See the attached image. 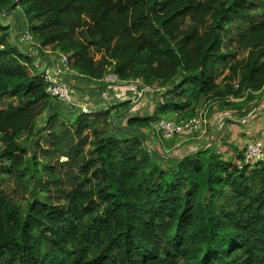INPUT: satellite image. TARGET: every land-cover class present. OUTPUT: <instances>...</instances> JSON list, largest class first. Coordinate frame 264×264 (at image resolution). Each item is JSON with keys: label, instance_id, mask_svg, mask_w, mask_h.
<instances>
[{"label": "trees", "instance_id": "obj_1", "mask_svg": "<svg viewBox=\"0 0 264 264\" xmlns=\"http://www.w3.org/2000/svg\"><path fill=\"white\" fill-rule=\"evenodd\" d=\"M11 12L39 53L96 84L92 106L112 72L162 88L156 111L114 98L90 115L49 98L9 43ZM263 87L264 0H0V264H264L263 159L244 164L245 145L229 158L142 148L156 115L184 122Z\"/></svg>", "mask_w": 264, "mask_h": 264}, {"label": "rangeland", "instance_id": "obj_2", "mask_svg": "<svg viewBox=\"0 0 264 264\" xmlns=\"http://www.w3.org/2000/svg\"><path fill=\"white\" fill-rule=\"evenodd\" d=\"M2 24L4 26H7L8 28V40L10 44H13L14 46L25 53L28 56H33V62H36L38 64L39 60H43L44 58L50 57V56H58L61 53L58 52L55 49L52 48H45L42 49V54L38 51V45L33 37V41L31 43L28 42H22L20 40V34L23 32V30H20L18 28L19 25L22 24V26H25V21L23 19H18L16 21L15 25V17L14 13H7L4 15L2 19ZM236 57L235 60L242 59L245 55V51H239L236 50ZM35 57L37 59H35ZM44 67V64L37 68L35 73H40ZM25 68L29 71L31 70V64L28 63V65L25 66ZM111 69V68H110ZM30 72V71H29ZM109 73V72H108ZM227 74V70H225L224 75L219 76L216 79V83L220 87L221 90H224L225 83L222 81L223 76ZM69 78V77H68ZM70 82H76L77 89L75 90V95L77 97V101L79 103H84L83 98H87V103L92 105V101L88 95V91L91 92L97 88H95V83H87L84 81V79H78L75 80L72 76L69 78ZM65 82H67L65 80ZM68 83V82H67ZM235 82L232 83L234 85ZM103 84V83H102ZM120 85V84H119ZM122 85V84H121ZM233 87V89H234ZM124 95L121 97V100L119 101H127V105L131 108L128 110V113H132L134 115H149L152 116L153 113L156 111V92L157 91H163L162 88H158L156 85H145L142 83L140 79L131 80L128 82H125L123 88ZM104 91V94L108 101L105 102H111L113 103L114 95L111 96L110 90H108L105 86L102 88ZM107 91L109 92V95L107 94ZM129 92V94H128ZM264 87L262 89V92L253 94L256 96L254 99L246 102L245 99L247 96H245L246 93L242 92L243 94L238 98H233V96L227 97L225 100H220L218 98L216 99H208L204 101L199 109L196 116L197 117L200 113H205L206 118L204 119L203 126L201 125V128L198 130V132L191 134V136H178V137H172L171 139H167V142H162V140L158 139V135L156 132V125L155 122L150 125L148 129H145L144 132L146 133V140L142 144V148L146 150L147 152H150V149H156L160 154L164 156H172L174 157H182L184 155L190 154L195 152L198 149H206L211 148L213 150H217V152H220L224 157H233L234 156V149L235 147L239 145L237 149H242L244 147V143L249 140H255L259 139L262 141V157L260 160H264V138L261 136V133L264 134V130H257V128H254L258 126L259 122H264V117L258 116L259 111L257 108H259L262 105L263 97H264ZM84 96H81V95ZM87 94V95H86ZM117 99H120L116 97ZM160 100V98H159ZM228 100H231L229 102ZM234 103V106H228L227 103ZM98 103V102H97ZM104 101H102L100 107L96 106L95 112H103L104 110ZM81 109V108H80ZM79 107H76L73 109V111H80ZM93 110V111H94ZM107 110H111L108 108ZM115 109H112V111H108L109 115V121L112 120V116L114 114ZM118 111V110H117ZM231 114V117L225 116L227 114ZM216 114V119L213 120L214 123L210 125L211 118L213 117L212 114ZM221 113V114H217ZM91 115V114H90ZM244 115V116H242ZM159 116H164L160 117ZM192 117V118H194ZM163 118L168 121L176 122L175 116L173 114L166 115V114H158L156 115V119ZM261 118V119H259ZM191 119V118H190ZM45 120V116H41L37 120V125L42 126L43 122ZM188 120V119H187ZM156 121V120H155ZM181 123V122H176ZM210 126V127H208ZM244 131V132H243ZM225 134H229L230 136H225ZM222 137L219 140V137ZM226 137V138H225ZM225 138V139H223ZM235 138V144L231 145V149L228 147H225L224 143L228 139H231V141ZM165 141V140H164ZM248 141V142H249ZM223 142V143H222ZM196 146H193V145ZM191 146L194 149H188L186 146ZM184 151V152H183ZM164 166V163L162 164Z\"/></svg>", "mask_w": 264, "mask_h": 264}, {"label": "built area", "instance_id": "obj_3", "mask_svg": "<svg viewBox=\"0 0 264 264\" xmlns=\"http://www.w3.org/2000/svg\"><path fill=\"white\" fill-rule=\"evenodd\" d=\"M33 37L28 30H24L20 34V40L22 42L31 43ZM52 58H44V67L38 75L43 79L45 83V92L49 98L56 99L61 104L67 106L70 109H75L79 107L80 111L83 114H93L96 113L94 109L96 107L88 104L87 98H83L84 103H79L75 95V90L77 87H74L72 84L65 82L67 75H77L69 68L68 59L65 55H59L58 63H55ZM35 69L39 68L34 66ZM79 78H82L81 75H78ZM98 82L103 83V85L109 90L112 87L123 84L124 82L120 81L116 74L109 72L103 76ZM106 94V93H105ZM105 94L101 96L102 101H104V109H107L109 106L113 105L108 101ZM87 95V94H86ZM81 96H84L83 94ZM87 97H89L87 95ZM94 110V111H93ZM206 118L205 113H200L197 117L188 119L187 121L176 123L168 121L166 119H157L155 122L156 132L158 136L162 139H170L173 136H191V134L198 132L203 126L204 119ZM206 125V124H205ZM204 125V126H205ZM261 136L264 138V134L261 133ZM262 141L259 139L251 140L246 143L244 149V164H252L261 159L262 155Z\"/></svg>", "mask_w": 264, "mask_h": 264}, {"label": "crops", "instance_id": "obj_4", "mask_svg": "<svg viewBox=\"0 0 264 264\" xmlns=\"http://www.w3.org/2000/svg\"><path fill=\"white\" fill-rule=\"evenodd\" d=\"M49 58H52V59H54L53 61H55V63H58V61H59V55L58 56H50ZM35 59H37L36 57H35ZM39 60V62H38V64L36 63V62H33V64H34V66H38V67H41L43 64H45L44 63V59L43 60H41V59H38ZM72 75H67L66 76V81L68 82V83H70V84H72L74 87H77V83L76 82H70L69 81V78L71 77ZM69 77V78H68ZM85 81V80H84ZM87 83H89L88 81H86ZM124 84L125 83H123L122 85L120 84V85H116V86H114V87H112V89H110V93H111V96L112 95H114L115 97H112L113 98V100H121V97L124 95V91L125 90H123L122 88H123V86H124ZM108 90H109V88H108ZM88 93H89V91H88ZM104 94V92L102 93V95ZM107 94L109 95V92L107 91ZM128 94H129V92H128ZM263 94H264V92H263ZM116 97H118V98H120V99H117ZM115 98V99H114ZM257 110L259 111V113H258V116H262V117H264V97H263V102H262V105L259 107V108H257ZM217 114H221V113H217ZM216 114L214 113V114H212V118H211V121H210V125L211 124H213L214 123V121L213 120H215L216 119V117L217 116H215ZM225 116H227V117H231V114H229L228 112H227V114L225 115ZM242 116H244V115H242ZM259 119H261V118H259ZM208 127H210V126H208ZM254 128H257V130H264V122H259V124H258V126H256V127H254ZM244 132V131H243ZM225 136H230L229 134H225ZM222 137L220 136L219 137V140L221 139ZM226 138V137H225ZM225 138H223V139H225ZM235 138H233V140L231 141V139H228L227 141H226V143H224V145H225V147H228L229 149H231L230 147H231V145H234V146H236L235 144H233V143H235ZM249 141V140H248ZM247 141V142H248ZM223 143V142H222ZM238 145H239V142H238ZM238 145L235 147V148H239L238 147ZM244 145H246V142L244 143ZM193 146H196L195 144L193 145ZM188 149H194L193 147H191V146H186ZM217 150L219 151V149L217 148ZM236 149H234V151H235ZM184 152V151H183ZM234 154H235V152H234ZM226 157V156H225Z\"/></svg>", "mask_w": 264, "mask_h": 264}]
</instances>
